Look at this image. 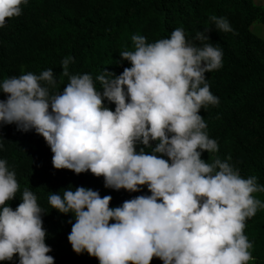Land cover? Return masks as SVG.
I'll list each match as a JSON object with an SVG mask.
<instances>
[{"label": "clouds", "instance_id": "obj_1", "mask_svg": "<svg viewBox=\"0 0 264 264\" xmlns=\"http://www.w3.org/2000/svg\"><path fill=\"white\" fill-rule=\"evenodd\" d=\"M27 3L0 0V28L19 17ZM209 20L218 33L238 34L225 17ZM211 31L206 26L189 40L177 27L169 38L154 42L134 34L132 50L119 52L118 63L130 64L119 75L105 67L95 76L72 74L75 58L67 56L60 62V76L68 79L62 91H54L58 81L52 68L0 81L6 96L0 99V127L15 125L42 136L54 169L90 172L103 177L106 189L136 193L146 186L151 193L110 207V195L84 186L49 192L50 208L75 221H67V239L77 255L87 252L99 264H151L153 258L162 264H249L254 259L244 230L247 219L264 210L254 195L264 193V184L256 176L242 177L231 156L201 158L203 152L219 151L199 114L220 103L206 77L223 66L222 50L208 42ZM20 187L15 170L0 159V261L55 264L45 242L47 212L36 194L25 187L18 206H10Z\"/></svg>", "mask_w": 264, "mask_h": 264}, {"label": "trees", "instance_id": "obj_2", "mask_svg": "<svg viewBox=\"0 0 264 264\" xmlns=\"http://www.w3.org/2000/svg\"><path fill=\"white\" fill-rule=\"evenodd\" d=\"M19 17L8 19L0 28V81L26 72L39 74L52 68L58 81L54 91H62L67 77H61V60L75 58L69 65L72 74L95 76L104 67L119 75L127 61H120L119 52L132 50L131 36L143 35L148 42L169 38L177 27L185 29L191 40L204 27L213 29L210 41L223 52V66L206 73L210 91L220 100L218 106L201 109L210 138L216 139L219 151L202 153L211 162L216 156H231L242 177L256 176L264 184V39L250 30L252 21L264 23V3L253 0H28ZM225 17L237 35L218 33L209 17ZM62 81V82H61ZM99 87V85H97ZM0 99L6 96L0 93ZM114 110L115 105H108ZM0 159L15 170L20 191L10 206L21 202L25 187L33 191L40 206L47 232L48 253L55 264H99L87 252L77 255L68 242L72 215L58 213L47 203L49 192H59L71 185L97 190L112 197L110 207L122 205L138 195H150L147 187L140 192L106 189L103 177L90 172L75 174L56 170L52 152L42 136L18 131L15 125L0 127ZM154 146V145H153ZM139 151V148H137ZM166 158V157H165ZM264 202V193L254 194ZM114 222V221H112ZM244 234L252 242L254 259L249 264H264V210L247 219ZM0 264H18L0 261ZM151 264H162L153 258Z\"/></svg>", "mask_w": 264, "mask_h": 264}, {"label": "rangeland", "instance_id": "obj_3", "mask_svg": "<svg viewBox=\"0 0 264 264\" xmlns=\"http://www.w3.org/2000/svg\"><path fill=\"white\" fill-rule=\"evenodd\" d=\"M254 3L263 2V0H253ZM250 30L257 36L264 39V23L259 21H252L250 24Z\"/></svg>", "mask_w": 264, "mask_h": 264}, {"label": "crops", "instance_id": "obj_4", "mask_svg": "<svg viewBox=\"0 0 264 264\" xmlns=\"http://www.w3.org/2000/svg\"><path fill=\"white\" fill-rule=\"evenodd\" d=\"M257 3H261V2H257ZM262 3H264V0H263V2Z\"/></svg>", "mask_w": 264, "mask_h": 264}]
</instances>
